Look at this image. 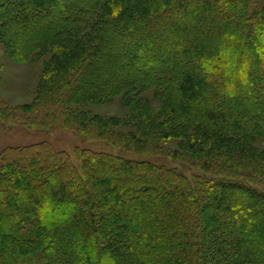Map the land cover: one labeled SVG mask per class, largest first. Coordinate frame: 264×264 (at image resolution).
I'll return each instance as SVG.
<instances>
[{
    "label": "trees",
    "instance_id": "obj_1",
    "mask_svg": "<svg viewBox=\"0 0 264 264\" xmlns=\"http://www.w3.org/2000/svg\"><path fill=\"white\" fill-rule=\"evenodd\" d=\"M0 35L18 60L52 38L51 73L86 58L57 109L121 94L137 128L119 147L196 170L83 148L75 159L115 171L79 174L48 141L7 147L0 264H264V0H0ZM144 87L160 108L143 103ZM65 112L88 130L82 112ZM167 140L175 150L153 145Z\"/></svg>",
    "mask_w": 264,
    "mask_h": 264
},
{
    "label": "rangeland",
    "instance_id": "obj_2",
    "mask_svg": "<svg viewBox=\"0 0 264 264\" xmlns=\"http://www.w3.org/2000/svg\"><path fill=\"white\" fill-rule=\"evenodd\" d=\"M75 27L77 28H74V30L80 29L82 34L90 35V30L85 24H78ZM2 34L7 36L3 31ZM146 34H148V31ZM45 40H41L39 46L30 53L29 57L18 60L11 56V47L7 45V39L0 35V154L7 147L48 141L55 149L63 150L73 157L70 161L77 164L75 167L79 174L82 171L85 173L88 166L92 171L102 169L103 171L111 172V174L115 171L114 168L109 166H99L97 160H85L82 156H79V159H75L74 151L83 148L101 152L110 151L124 157L149 159L168 166H177L180 171L189 176L196 172V170H193L194 166L188 160L186 162L175 160L170 158V155H168L170 156L169 158L153 156L149 152H135L119 147L121 139L126 138L129 132H133L137 128L130 118L132 116L131 107H135L134 103L126 100L128 98L121 94L113 95L108 99L80 97L82 99L79 98L74 101L73 105H63L61 109H57L59 103H61L60 96L65 90V80L67 79L68 85L69 80L74 75L75 66L80 64V60L83 61L81 63L83 65L87 59L76 56L77 63H63L62 69L65 70L62 73L61 71L57 74L55 72L51 73L54 67L49 66L50 70L47 71V63H50V55L52 53L44 52L43 50L51 49L52 45L49 46L48 43L54 41L52 38ZM75 45L76 43L68 40L69 52L75 50ZM92 51L93 47L89 49V53L92 54ZM46 72L49 75L54 74L55 77L50 76L49 81L42 85L43 74H46ZM59 76L60 78H58ZM239 76L245 82V80L253 77V73L247 69ZM57 78L60 80L52 82ZM153 92H155L153 88L144 87L140 97H144L145 101L143 103L151 108H160L161 101ZM66 110L82 112L83 125L88 130L77 127L74 121L71 124H67L71 112L66 113ZM98 124H102L106 134L95 137V133L100 129ZM121 136L123 137L120 138ZM153 145L160 146L163 150L165 148L176 149L173 140L162 142V145ZM0 161H2L1 156ZM16 162H20L19 166H22V164H25V159L14 158L10 161L9 166L15 165ZM82 162L85 163V167L81 166ZM55 164L58 165L56 161ZM117 174L115 173L114 175ZM28 261L22 260V263L25 264ZM33 261L34 264H38L37 259Z\"/></svg>",
    "mask_w": 264,
    "mask_h": 264
}]
</instances>
